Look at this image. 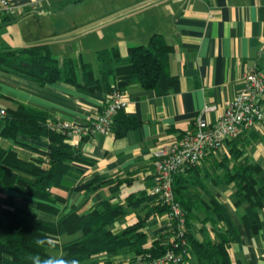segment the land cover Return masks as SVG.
<instances>
[{"label":"crops","instance_id":"0c3cea01","mask_svg":"<svg viewBox=\"0 0 264 264\" xmlns=\"http://www.w3.org/2000/svg\"><path fill=\"white\" fill-rule=\"evenodd\" d=\"M13 10L0 15V53L47 46L60 67L71 59L78 71L77 82L68 81L66 73L56 81L42 84L0 60V109H17L20 104L49 115L52 121H88L101 113L109 102L105 81L95 89L99 73L98 53L117 50L123 58L132 46H147L153 38L171 48L167 70L179 79L178 85L165 94L147 89L137 80L124 93L127 106L124 113L138 122L123 135L107 134L70 138V142L94 164L78 165L84 174L80 181L95 176L125 180L121 186L106 185L87 196L76 191L70 196V206L88 212L105 199L128 204L130 194L150 195L153 184V153L163 144L178 138L201 117L214 122L223 113L227 102L245 89V76L250 68L264 69L261 48L264 41V0H11ZM84 66H90L93 79L85 82ZM89 79L90 76L88 75ZM215 105L205 111L206 105ZM28 142L47 147V139ZM236 144L245 159L264 167V122L243 137L225 142L220 150L210 152L203 160L205 172L215 168L214 161L231 158ZM0 145L12 148L20 158L31 160L36 153L12 139L0 135ZM221 178V176H220ZM216 179V178H215ZM79 183V181H77ZM201 185V183H199ZM18 206L36 212L48 221L58 216L38 209L36 198L12 190ZM199 194L206 202L215 198L224 204L239 231V239L230 242L229 253L236 264H264V207L260 210L263 227L251 235L242 220L245 205L236 206L234 187L219 180H204ZM141 209L146 203H142ZM70 209V207L68 208ZM207 213L199 210L204 219ZM138 209L128 213L112 226L116 233L137 221ZM164 216L155 224L145 226L149 239L164 233ZM204 226L200 235L215 238L210 222H195V230ZM221 227V224H218ZM80 235V234H79ZM78 234L74 235L79 236ZM61 237V242L71 239ZM151 241V240H150ZM50 252L62 256L61 245ZM131 250L113 255L101 254L89 261L72 264H130L136 257ZM185 264H199L190 251Z\"/></svg>","mask_w":264,"mask_h":264},{"label":"trees","instance_id":"16d2710c","mask_svg":"<svg viewBox=\"0 0 264 264\" xmlns=\"http://www.w3.org/2000/svg\"><path fill=\"white\" fill-rule=\"evenodd\" d=\"M170 52L171 48L159 43L158 38H153L147 46H132L125 58L117 50L99 51L101 77L95 80L94 88L105 81L109 93L114 89L125 91L137 80L145 88L165 94L179 82L178 77L170 75L167 70ZM0 60L9 62L42 84L58 80L63 73L68 81L77 82L79 77L71 59L60 67L47 46L2 52ZM83 68L85 82L92 81L91 67ZM51 121L46 113L23 104L7 111L0 120L1 136L36 153L34 158L26 160L12 148L0 145V264H72L126 249L137 255H163L172 245L173 233H158L149 239L144 229L167 212L166 205L156 195L130 194L127 205L105 199L88 212L70 206V196L76 191L91 196L109 184L118 189L125 180L112 181L111 178L95 176L80 181L84 171L78 165L94 164L95 161L76 148L64 130L51 126ZM137 124L121 110L114 119L112 130L123 135ZM21 135L35 141L46 138L47 147L25 141ZM241 137L230 139V143ZM244 154L245 151L234 144L231 158L214 161L215 168L223 171L222 175L209 169L205 174L216 183L222 180L234 187L235 205H245L242 220L253 235L263 227L260 210L264 207V167L245 159ZM205 157L176 175L173 184L176 200L186 211L187 248L194 252L199 264H236L228 249L230 242L239 239L240 235L232 216L215 198L206 202L199 194V188L206 180L202 172L208 168L202 165ZM7 189L36 198L38 209L58 216L57 221L45 220L36 212L19 207L16 196L4 192ZM143 202L146 205L139 209ZM129 207L138 209L137 221L121 232H114L111 226L128 213ZM199 210L206 211L204 219L198 216ZM199 221L212 224L214 239L200 235L201 231H206L204 226L195 230V222ZM76 234L80 235L74 238ZM63 236L72 238L61 242ZM53 245H61L64 254H52L49 248Z\"/></svg>","mask_w":264,"mask_h":264},{"label":"built area","instance_id":"2783aa9c","mask_svg":"<svg viewBox=\"0 0 264 264\" xmlns=\"http://www.w3.org/2000/svg\"><path fill=\"white\" fill-rule=\"evenodd\" d=\"M13 10L11 0H0V15ZM264 55V41L261 48ZM109 102L101 113L88 121H51V126L64 130L72 139L107 134L112 131L115 117L127 106L123 90L108 93ZM215 105H206L205 111L214 110ZM7 115L0 109V120ZM264 122V69L250 68L245 76V89L227 102L223 113L210 122L198 117L193 126L178 138L163 144L153 153V184L150 189L167 207L164 229L173 233L172 245L158 257L136 255L130 264H182L189 254L187 248L186 211L176 200L175 176L185 172L188 166L199 163L210 151L224 147L225 142L246 135Z\"/></svg>","mask_w":264,"mask_h":264}]
</instances>
